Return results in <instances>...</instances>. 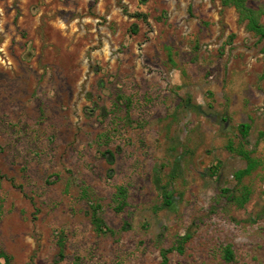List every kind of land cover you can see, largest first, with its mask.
<instances>
[{
	"label": "rangeland",
	"instance_id": "rangeland-1",
	"mask_svg": "<svg viewBox=\"0 0 264 264\" xmlns=\"http://www.w3.org/2000/svg\"><path fill=\"white\" fill-rule=\"evenodd\" d=\"M187 233L168 264H264V39L219 0H0V264H160Z\"/></svg>",
	"mask_w": 264,
	"mask_h": 264
},
{
	"label": "trees",
	"instance_id": "trees-1",
	"mask_svg": "<svg viewBox=\"0 0 264 264\" xmlns=\"http://www.w3.org/2000/svg\"><path fill=\"white\" fill-rule=\"evenodd\" d=\"M210 1H215V0H210ZM221 1L222 5L227 6V5H232L234 6L240 15V20H246L247 21V28L249 31L254 32L257 34L261 40L264 39V26L259 24L258 17L256 13L246 7L245 3L247 0H219ZM139 15H135V17H138ZM249 126L247 125H241L240 126V133L243 138H246L247 132H248ZM240 154L247 162V168L241 173L242 176L248 174L253 168H254V161L249 157V155L245 152H241ZM105 157L112 159V154L109 152H106ZM231 198V196H229ZM244 201V200H243ZM91 212H90V222L91 225L94 229V231L98 234H106V233H111L112 231L109 230L102 219L98 215V211L100 207L98 205H91L90 207ZM191 234L187 233L184 236L180 237V239L177 242V245L174 247H171L169 249H162L160 251V256H161V263L160 264H168V255L172 253L173 251H176L179 254L183 253V245L190 239ZM59 258L61 259L63 257V241H59ZM3 257L2 254L0 253V258ZM6 259V258H5ZM225 259L226 261H231L233 259V254L229 248L225 249ZM6 261V260H5Z\"/></svg>",
	"mask_w": 264,
	"mask_h": 264
}]
</instances>
